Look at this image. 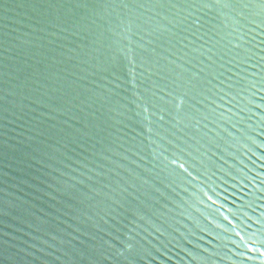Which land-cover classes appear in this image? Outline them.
I'll use <instances>...</instances> for the list:
<instances>
[{
    "label": "water",
    "instance_id": "water-1",
    "mask_svg": "<svg viewBox=\"0 0 264 264\" xmlns=\"http://www.w3.org/2000/svg\"><path fill=\"white\" fill-rule=\"evenodd\" d=\"M0 264H264V0H0Z\"/></svg>",
    "mask_w": 264,
    "mask_h": 264
}]
</instances>
